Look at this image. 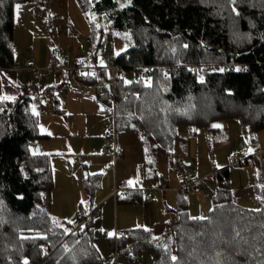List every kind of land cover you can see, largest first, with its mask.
<instances>
[{
    "label": "trees",
    "instance_id": "trees-1",
    "mask_svg": "<svg viewBox=\"0 0 264 264\" xmlns=\"http://www.w3.org/2000/svg\"><path fill=\"white\" fill-rule=\"evenodd\" d=\"M52 1L0 0V70L16 63L33 71L16 58L15 9ZM76 1L95 64L128 72L126 79H114V124L123 132L133 125L141 134L150 168L161 158L173 162L181 126L197 130L237 120L246 137L264 131V0ZM119 39L126 50L99 63L109 40ZM96 72L101 80L113 79L109 68ZM74 80L94 89L98 82L82 75ZM38 125L28 98L0 100V264H107L95 246V210L73 233L49 215L52 170L50 157L34 150L36 141L47 138ZM216 142L212 136L210 143ZM232 157L212 178L199 177L215 189L204 216L191 217L179 195L165 237L133 228L106 238L111 264L143 253L152 264H264V179L254 209L239 205L228 168L241 160ZM99 181L85 176L87 202Z\"/></svg>",
    "mask_w": 264,
    "mask_h": 264
},
{
    "label": "rangeland",
    "instance_id": "rangeland-1",
    "mask_svg": "<svg viewBox=\"0 0 264 264\" xmlns=\"http://www.w3.org/2000/svg\"><path fill=\"white\" fill-rule=\"evenodd\" d=\"M17 6L16 8L27 10L31 15V23L29 24L31 26L29 28L20 26V24H24V21H20L19 23L18 19L14 31V40L16 33V37L24 44L21 57L25 59L24 61L33 60L36 64V68L41 70V72L48 69L51 50L55 47L64 51L72 60L83 59L92 54L89 42V28L79 11L76 0H54L46 3L45 6L40 7L39 5L36 9L30 4H21ZM23 10L21 11L24 13ZM21 29H23L24 32H32L33 29L43 30L41 32L37 31L40 34L31 38L22 35ZM126 48V45L120 39L109 40V45L106 47L104 53L97 56L98 62L102 64L104 63V58L108 54L117 55L125 51ZM46 73L47 72L43 73V75H46L45 77H47L48 74ZM31 77L34 85L44 83V80L40 81L32 75ZM69 80L68 85L62 86L63 88L61 87L59 91L48 94V100L44 102V108L38 109L36 106L32 107L34 112H45L41 114L39 118L38 133L46 132L48 135L43 136L47 137V139L43 138L39 141L42 142L43 146L44 144L49 145L51 150L54 149L56 152L54 154H48L50 157L53 179V189L51 193L47 195L48 202H50L49 215L56 221L60 220V216H62V220L68 225L70 222L74 221L76 213L80 211L79 207L81 204H83L82 210H87L85 206L91 209L94 201V208L96 209L94 220L96 226L95 246L105 262L111 264L114 255L108 247L106 238H113L116 234H122L121 228H126L123 231L129 228L139 227L152 230L154 237L161 236L163 238L166 234L163 231V226H159L160 224L138 223L144 220L147 215H150L144 213L143 207L145 206H120L118 212L119 229L117 231L114 229V211L112 207L108 211L107 208L104 209L102 207V204L96 207V203L99 199L96 200L95 198L92 199L91 202H87L83 188V179L86 175L102 174L104 176V189L109 188L111 183L110 194L113 189V161L111 163V159H108L110 156L109 154L104 156L106 158H102L100 153L103 148L110 149L113 145V140L111 138H105L104 136V133L108 129L114 127L113 105L110 101H97L94 87L84 88L80 83ZM62 82L60 80V82L56 84H50L49 87L52 85H63ZM34 87L35 86H31V93L33 94L32 96L36 97ZM55 100H58L60 104L58 108L59 114L57 115L52 113ZM226 123H232V125H236V129H238L239 124L237 120L219 121L217 125H226ZM179 132L187 134V128L181 126ZM123 133L124 135L128 134L132 136L128 141L129 148L134 149L135 146H141L142 149V145L137 138L139 135L136 132L126 131ZM262 133L264 134V131H261L257 137ZM239 135L240 132L237 130L229 133L221 131L220 134H218L217 142L223 144L225 141L231 140V143L221 150L222 152L219 158L213 160L216 167L228 162L227 154H229L230 157L232 155H237L240 160L247 157L244 155L242 144H238L235 138H239ZM255 137V133H249L251 143H253ZM118 146L121 148V142ZM39 149L44 151L40 146ZM125 159L133 160L134 157L133 155H127ZM100 161L101 164L99 166L98 162ZM206 164L207 162L205 161L199 164V174H206L208 172L206 170L203 171L204 165ZM106 165L109 167V174H106V172L103 173L102 166ZM136 168L137 169H133L132 172L117 174L115 182L125 181L128 182L130 188H138L142 191L155 189L156 186L151 189L147 188L154 185V182L144 178L142 163ZM150 171L151 170H148V172ZM210 173L212 172L206 175ZM156 174L164 177L167 175V172H164L161 168L156 171ZM136 177L142 178V186L131 185ZM168 177L176 178L174 172H172V176L168 175ZM179 187L182 188V186ZM194 188L195 187H192L190 190ZM160 212V223H163L167 220L166 216L168 215L163 211L162 206L159 213ZM190 213L192 216H196L194 212L191 211ZM152 215H154L153 211ZM101 218L102 221L100 223ZM58 223L68 231V228H66L67 225L65 226L59 221ZM116 264H152V262L151 258L143 253L136 258L124 257L123 260L119 259L116 261Z\"/></svg>",
    "mask_w": 264,
    "mask_h": 264
},
{
    "label": "crops",
    "instance_id": "crops-1",
    "mask_svg": "<svg viewBox=\"0 0 264 264\" xmlns=\"http://www.w3.org/2000/svg\"><path fill=\"white\" fill-rule=\"evenodd\" d=\"M21 10L23 9H19V8L15 9V29L18 19H19V23L20 21H24V24H20V26L27 28L31 26L29 25L31 23V15L27 12V10H23L24 13ZM42 30L43 29L40 30L33 29L32 32H24L23 29H21L22 32L21 34L26 37L33 38L36 35L40 34L37 31L41 32ZM23 45L24 44L20 41L19 38L16 37V33H15L14 47L18 51L16 58L20 63H23L25 60L24 58L21 57V51L24 50ZM62 52L65 54L64 51ZM44 72L48 73V74L46 73L47 77H45L46 75H43L42 78H39L34 70L32 71L24 68H17V69L9 68V69L0 70V100L20 102L28 98L31 108L33 106H36L38 109L44 108L45 107L44 102L48 100L47 97L48 94H52L53 87H55L54 85L49 87V85L56 84L61 80V82L63 81L62 86L64 87V85H68V80H69L61 71H50L46 69ZM44 72H42V74ZM31 75L35 76L40 81L44 80V83H38L34 85ZM69 81H76V80L71 79ZM31 86H35L34 90L36 92L35 93L36 97L32 96L33 94L31 93ZM48 89H52V90L49 91ZM110 102L113 105V102L112 101ZM59 105H60L59 101L55 100L52 108L53 112L52 111L51 112L56 115L59 114V110H58ZM33 113H35L38 116V118H40L41 114H44L45 112L33 111ZM113 123H114V112H113ZM217 124L218 122H215L211 124L208 128H201L197 130H191L186 127L187 134L179 132L180 130L179 127L178 129L179 140L175 144L173 162L169 165V163H167L165 159L161 158L157 160L156 166H151V168L149 162L147 161L148 157L146 156V150L141 134L136 131H133L135 127L132 129L130 128L129 130L130 132H136L139 135V137L137 138L139 139L140 144L142 145L143 152L141 146H135L134 149L129 148L128 141L129 139L132 138V136L128 134L124 135L123 131L116 130L114 124L116 130V137L113 145L114 148H116L115 155H112L111 153L103 154L100 151L102 158H106L104 156L109 154L110 156L108 157V159H111L110 160L111 163L113 161V176H114L113 181H115L117 174L132 172L133 169L136 170L137 169L136 167L142 163V167L144 168V178L148 181L154 182V185L147 188L151 189L155 186L161 188V190L157 191V193L154 194L151 200L145 201L141 199L140 195L137 197V200L134 202L129 199L113 200V198L110 197V193H109L112 183L109 188L104 189V183H103L104 176L102 174L91 175V177L94 176L100 177L98 188L96 189L95 194L93 196V199L94 198L96 200L99 199L98 202L96 203L97 205L96 207H99L100 204H102V207L104 209L107 208V211L110 210L111 207L113 208L114 225H115L114 229H116L117 231L119 229L118 212L120 206H126V207L145 206L143 207L144 213L150 215H147L144 220L139 221L138 223L160 224L159 226L162 225L163 228H165L166 225H170L174 221L175 214L173 211L176 209L179 195H182L184 198L187 199L189 205V214L191 217L204 216L205 213L212 206L211 200L215 190L214 185L212 183L202 184V182H199L197 185H195V188L192 190L183 189V187L182 188L179 187L181 185L176 178L175 179L170 178L168 177V175L172 176V172H174V170L181 165L186 172L195 174L200 177H204L209 172H215L218 171L219 169L227 168L230 163L229 154H227L228 162L222 164L219 167L215 166L213 160L220 157V154L222 152L221 150L224 147L230 145L231 140H227L223 144H220L219 142L212 144L210 143L211 137L214 136L215 138H217L218 134H220L221 131H226L229 133L231 131L235 132L237 130L240 132L239 138L238 137L235 138L238 144L240 143L242 144L244 155H246L247 157H244L240 161V163L231 165L230 168H228L229 179L233 187L234 197L239 202V205L250 208L254 207L255 191L257 188L260 187L261 182L264 179V134L262 133L258 137L257 135L260 132L255 134L256 136L255 140L253 141V143H251L249 136L246 137L243 134L239 125H238V129H236V125H232V123L231 124L226 123V125H217ZM38 131H39V127H38ZM39 135L43 137L48 134L44 132V133H40ZM120 142H121V148L118 146ZM37 144L40 147H42V149L44 150L42 151L40 149L41 153H43L44 155L48 156V154L50 153L52 154L56 153L54 149L51 150L49 145L44 144L43 146L41 141H37ZM216 145L218 146L215 147ZM127 155L129 156L133 155L134 159L133 160L125 159ZM204 161L207 162V164L204 165L203 171L206 170L208 172L206 174H199V169H198L199 164ZM98 164L100 166L101 161L98 162ZM161 168L164 172H167V175H165L164 177H161L160 175L156 174V171L160 170ZM102 169H103V173L106 172V174H109L108 173L109 167L107 165L102 166ZM148 170L151 171L148 172ZM164 178H167L166 183L164 182ZM141 181L142 178L136 177L131 185L142 186ZM82 205L83 204H81L80 206ZM161 206L163 208V211L166 212L168 215L166 216L167 220L164 221L163 223H160L161 212L159 213V211ZM85 207L88 210H95V215H96V209L94 208V201L91 209H89L87 206ZM152 211L154 212V215H152ZM191 211L194 212L195 213L194 215L196 216H192L190 213ZM95 215H94V220H95ZM60 218L61 219L58 221L66 226L67 223H65L62 220L63 219L62 216H60ZM101 221L102 218L100 219V223ZM66 228H68V225L66 226ZM121 229H122V233H124L125 231L123 230H125L126 228H121ZM155 237L159 238L160 236H155ZM123 259L124 258H121V260Z\"/></svg>",
    "mask_w": 264,
    "mask_h": 264
},
{
    "label": "built area",
    "instance_id": "built-area-1",
    "mask_svg": "<svg viewBox=\"0 0 264 264\" xmlns=\"http://www.w3.org/2000/svg\"><path fill=\"white\" fill-rule=\"evenodd\" d=\"M17 51H14V54H16ZM106 59L110 62L112 57L110 55L106 56ZM26 65L28 67H32V69L36 72V75L39 78H42L43 74L41 70L36 68V65L33 60H28L26 62ZM18 66L17 64H13L12 68L16 69ZM99 68H109L112 73V80L110 81H104L97 77V69ZM48 69L52 71H61L68 79H74L77 75L87 76L90 80L97 78L98 82L94 89L95 95L97 98V101H112L114 105V101L116 98L117 92H115V83L114 79L117 78L119 80L126 79L128 77V72L116 67L112 66H98L95 64V57L93 54L83 58V59H76L72 60L70 59L66 54L62 52L61 49L55 47L51 50L50 59L48 63ZM84 88H90L91 86L83 85ZM119 98L123 99L124 96L122 93H120ZM105 137L111 138L113 140V145L116 137V130L115 127L108 129L105 133ZM111 146L110 149H102L101 153H111L112 155H115L116 148L114 146ZM233 160L236 159V155H233ZM175 176L177 181L180 183V185L183 188H192L195 187L199 182H201V179L195 175L186 172L182 165L179 166L174 170ZM209 178H212L213 175L210 174L208 176ZM164 182H167V179H164ZM161 190L160 187H156L152 190L142 191L138 188L132 189L125 181L115 182L113 185L112 192L110 194V197L113 198V200H120V199H129L133 202L137 200V197L140 195L141 199L147 201L151 200L157 191ZM90 217V211L89 210H80L76 213V217L74 221L70 222L68 224V229L70 233H73L74 231H77L78 229H83L87 220ZM46 246L43 247V250H46Z\"/></svg>",
    "mask_w": 264,
    "mask_h": 264
},
{
    "label": "water",
    "instance_id": "water-1",
    "mask_svg": "<svg viewBox=\"0 0 264 264\" xmlns=\"http://www.w3.org/2000/svg\"><path fill=\"white\" fill-rule=\"evenodd\" d=\"M248 54H249V53H244V54H241V56H242V55H243V56H248ZM130 128L132 129V128H134V126L131 125ZM34 150H35L36 153H39V152H40V149H39V146H38V144H37V141L35 142Z\"/></svg>",
    "mask_w": 264,
    "mask_h": 264
},
{
    "label": "snow or ice",
    "instance_id": "snow-or-ice-1",
    "mask_svg": "<svg viewBox=\"0 0 264 264\" xmlns=\"http://www.w3.org/2000/svg\"><path fill=\"white\" fill-rule=\"evenodd\" d=\"M17 7H19V6H17ZM176 258L175 257H173V260H175ZM25 264H27V261H25Z\"/></svg>",
    "mask_w": 264,
    "mask_h": 264
}]
</instances>
